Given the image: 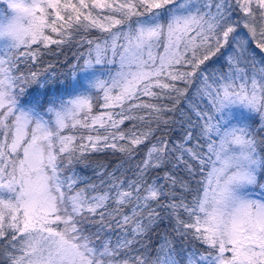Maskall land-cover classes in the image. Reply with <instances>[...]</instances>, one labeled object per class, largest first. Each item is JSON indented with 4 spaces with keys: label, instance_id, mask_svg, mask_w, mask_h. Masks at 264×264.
Returning <instances> with one entry per match:
<instances>
[{
    "label": "snow or ice",
    "instance_id": "1",
    "mask_svg": "<svg viewBox=\"0 0 264 264\" xmlns=\"http://www.w3.org/2000/svg\"><path fill=\"white\" fill-rule=\"evenodd\" d=\"M48 8L55 13V19L50 22L46 19ZM236 8L243 13V26L255 46L264 52V0H91V8L87 0H78V3L38 0L33 9L34 30L24 47L38 42L45 46L63 43L68 30L72 29L94 27L108 32L110 39L103 44L88 41L89 45H94L90 53H95L94 64L99 65L111 51L113 57H118L119 68L110 83L98 79L94 87L104 92L105 108L119 107L120 112L90 115L89 96H78L60 110L50 108L51 120L20 110L17 93L13 91L20 77L12 72L13 57L19 48L0 47V130L3 132L0 138V237L10 233L13 241L18 235L22 237V255L5 253L9 264H179L168 240L157 250L156 258L148 257L143 237L161 219L151 202L176 218L177 225L195 228L193 235L209 246L207 255L201 253L198 260L189 255L186 264H264V202L249 199L244 191L254 186L264 189V183H260L264 176V153L260 151L264 140H257L248 125L221 128L213 123L214 115L198 111L196 115L203 123L189 124L188 129L198 128L202 145L186 147L194 138L191 130L175 145L169 144L166 135L157 137L144 159L133 165L132 178L125 176L128 169L121 171L120 176L115 175L116 170L123 168L122 162L108 173L107 189L90 197L85 191L95 190L97 185L78 190L77 178L65 176V169L61 167L62 160L71 165L74 160L82 159L86 151L108 148L125 154L127 161L132 160L136 146L150 140L159 126L174 123L172 117L165 118V113L176 112V105L187 91L175 82L191 85L195 76L200 75V66L229 44H234V52L226 58L229 71L221 74L228 82L221 85L222 91L221 88L208 91L212 107L219 113L226 105H243L260 114L261 128H264V67L253 71L249 87L248 77L240 67L248 41L235 35L237 24L231 19L230 9ZM92 9H107L109 13L119 14V18L108 15L101 22ZM133 17L137 18L134 27L129 24L123 33L113 31L116 26L128 24ZM46 28L57 33L60 39L46 35ZM121 38L123 44L118 43ZM161 46L163 51L158 52ZM108 63L113 61L108 60ZM85 65L92 67L93 61L85 59ZM184 65L190 66L191 71L183 70ZM257 74L260 80L256 79ZM237 78L245 81L239 85V90ZM202 79L205 88L210 89L207 78ZM113 90H116L115 95ZM141 96L150 100H140ZM164 98L172 101L171 106L153 102ZM130 100L136 102L125 106ZM141 110L147 111V120L135 114ZM81 113H85L83 120L78 118ZM114 115H119L120 119H113ZM9 117H14L11 124L6 123ZM125 120L146 122L149 127L137 133L134 124L127 132L120 131L119 126ZM152 123L157 128H152ZM94 124L105 129V135L87 136L89 144L81 143L77 147L73 144L75 136L61 134L70 125L92 130ZM29 135L31 138L22 144ZM124 140L129 143H118ZM21 149L22 159L16 155ZM174 153H178L175 162ZM185 156L197 164L190 163ZM177 163L185 166L192 179L197 175V166L200 172L207 168V175L196 181L195 187L171 177L168 172L164 173L165 185L157 184L155 179L148 182L152 170L166 164H172L175 169ZM169 183L173 186L179 183L185 192L191 191V203H185L181 197L178 202L163 204L162 197L171 200L176 196L171 188L166 189ZM181 208L190 218H195L193 224L179 219ZM95 216L99 219H90ZM85 222L100 225L97 233L85 235ZM113 226L122 234L115 241L110 237L102 238L103 229L111 230ZM126 226H131L130 232ZM93 235L99 243L93 240ZM136 244L145 251L132 255L138 251L134 248ZM226 251H231L230 258L224 255Z\"/></svg>",
    "mask_w": 264,
    "mask_h": 264
},
{
    "label": "trees",
    "instance_id": "2",
    "mask_svg": "<svg viewBox=\"0 0 264 264\" xmlns=\"http://www.w3.org/2000/svg\"><path fill=\"white\" fill-rule=\"evenodd\" d=\"M63 2V0H61ZM73 3H78V0H72ZM89 7L91 8V0H87ZM180 2V0H178ZM234 2V0H233ZM142 11V9H140ZM207 11V9H203ZM214 10V9H213ZM85 12L88 9L84 10ZM0 12L3 14L6 12V5L4 0H0ZM49 15L47 20L50 22L52 19H55L54 10L51 8L47 9ZM231 19L237 24V31L235 35L237 37H242L248 41L246 45V53L244 60L240 63V67L244 69L248 79L247 84L251 85V77L253 76V71L258 70L264 67V52L258 49L255 46V42L251 39L248 34L247 29L244 28L241 17L243 13L239 11L238 8L230 9ZM92 13L97 17L101 22H103L104 17L108 15H115L116 18H119V14L109 13L107 9H92ZM98 14V15H97ZM164 18H167V13H163ZM136 17H133L128 24H122L116 26L113 31H119L121 33L128 30L129 24L133 27L135 26ZM139 19H143L140 17ZM240 33V34H239ZM45 34L50 36L52 39H60L57 33H52L50 29H45ZM110 39V34L108 32L101 31L98 28L89 27L87 30L82 28L68 30V35L65 37V42L60 44H48L45 46L42 43L31 44L28 47H21L16 50L15 56L13 57V62L15 63L14 74L17 77H20L16 81L17 90V100L22 103V107L26 110H36L43 117L48 120L52 119V113L49 112V109L60 110L62 107L67 106L68 102L72 99H75L78 96H89L90 103L92 105L90 115L99 116L103 113L113 112L119 113V107L105 108L104 107V92L98 88H95L94 85L98 79L105 81L107 83L111 82V77L118 71L119 65L118 57H113L111 51H109L105 58L104 63L95 65V53H90V48H93L94 45H89L88 41H95L96 43L103 44L106 40ZM118 43L123 44L124 41L121 38ZM158 52L163 51L161 46L157 49ZM234 52V44H229L226 48L222 49L219 54L216 56L210 57L199 68L200 75H196L193 79L191 85H186L183 81H176L175 83L181 89H187L184 93V96L180 98V102L176 105V112H166L165 118L172 117L174 123L167 126H159L158 130L153 132L152 138L150 140H145L141 145L136 146V153L132 160L127 161L125 159V154L114 151L110 148L103 151H86L83 153V158L80 160H74L71 165H67L64 161H61V167L65 169V176H75L78 180V183L75 185L76 189H87L88 185L95 184L97 188L95 190L85 191L86 196H93L102 194L108 187L109 181L107 179L108 173L113 172L114 169H117V165H121L123 162V168L116 170L115 175L120 176L121 171L128 169L125 173L127 178H132L133 165L137 161L144 159L145 154L148 148L152 143L155 142L157 137L166 135L170 145H175L180 143L183 139V136L187 134V130H191L193 133V139L188 141L186 147H194L197 144H203V140L197 135L198 128L192 127L188 129V125H198L203 123V121L196 115V112L203 111L209 112L214 115L213 123H217L221 128H227L231 121L223 117L228 115V112L240 113V120L236 119L237 122H244L246 125H249L250 131L254 132L257 140H264V128H261V118L258 112L253 113L249 109L243 113L242 109L237 104L226 105L224 107L223 114L216 113L215 109L212 107L210 98L208 96V91L211 89L221 88V85L227 83L221 74H226L229 71L228 63H226V58ZM22 53H28V55H21ZM33 53L36 54L33 57ZM85 59H91L93 61V66L88 67L85 65ZM108 60H112L113 63H108ZM181 67V66H177ZM89 70V72H87ZM183 70L191 71V67L188 65L183 66ZM93 73L97 75L96 81L91 82L90 85L81 84L79 87L75 84L74 79L78 80L81 78V74ZM32 74H36L33 76ZM202 77L207 78V84L209 88H205L204 80ZM256 79L260 80V76L257 74ZM236 88L239 90V85L245 81L242 79H236ZM155 91H160L159 89H154ZM223 89L221 88V91ZM113 90V95H115ZM215 93H213L214 95ZM175 95V93H173ZM140 100L149 101L150 98L141 96ZM136 101H127V104H133ZM156 103H163L164 105L171 106L172 101L164 98L162 100L153 101ZM2 111V110H0ZM136 115L145 116L146 120L148 114L146 110H141ZM35 116V115H34ZM230 116V115H229ZM238 116V114H237ZM85 113L79 115V119L83 120ZM14 117H9L6 123L11 124ZM106 119V117H105ZM113 119H120L119 115H114ZM91 124V120L88 121ZM137 125L134 129L137 133L140 131H145L149 127L148 123L141 122L139 120H125V122L119 126L120 131H125L132 129L133 125ZM152 128H157L155 123L150 125ZM29 133L31 132L28 130ZM62 135L75 136L77 139L73 141V144L77 147L83 144H89V141L86 139L87 136L92 135L100 136L105 135V129L101 128L99 124L92 125V130L88 128H83L77 125L75 128L69 126V128L62 130ZM3 137V132L0 130V138ZM10 137V134H9ZM31 136H27L26 140ZM119 144H128V140L119 141ZM260 151L264 153V146H261ZM22 150L18 151L16 154L18 158H23ZM63 155V154H62ZM80 153H77L79 156ZM175 155L173 154V161ZM185 159H189L185 156ZM175 162V161H174ZM189 162L192 164H197L196 161ZM168 172L171 177L179 178L180 180L187 181L193 187L196 186V181L201 180L204 176L207 175L208 169H204L203 172H200L199 167L197 166V175L195 179L189 177L185 171V166L181 163H177L175 169H173L172 164H166L165 166L154 169L151 171L148 177V182L151 183L153 179L156 180L157 184L165 185L164 173ZM104 181L101 184V181ZM260 183H264V176L260 178ZM171 188L172 191L176 193V196L171 200L167 197H162L161 202L165 205L171 202H178L181 197H183L185 203H191L193 198V193L191 191L185 192L184 189L178 183L173 186L170 183L166 185V189ZM259 190L264 193V189L259 186L249 187L248 189ZM201 194L203 189H200ZM73 194V193H70ZM7 196V193L4 194ZM249 199H253L248 196ZM151 207L156 208V211L160 213L161 219L150 228L147 234L143 237L145 244L147 245L146 251L149 259H154L157 257V250L165 243V240L171 242L169 247L174 250L179 264H186L187 258L189 255L193 256L194 259H199V255L203 253L207 255L210 251L209 246L197 239L193 233H195V228L185 229L182 225H177L176 218L171 215H168L165 209L157 208L155 202H151ZM179 219L182 221L193 224L195 222L194 217H189L187 213L181 208L179 210ZM92 220H98L99 217H90ZM59 227H63L60 225ZM100 225L93 223H83L84 234L91 235L97 233V229ZM127 230L130 232L131 226H126ZM179 233V234H178ZM121 230L115 226L111 230L104 228L103 232L100 234L102 238H111L113 241L121 235ZM21 236H17L16 240H12L11 233L6 237H0V264H9L7 255L5 253H11L12 255H22L20 251L21 245ZM93 240L96 243H99V240H96V236L93 235ZM11 241V243H9ZM134 248L138 251H134L132 255H138L140 252L145 251L141 249L139 244L134 245ZM228 248H231V245H228ZM213 254L215 250L211 249ZM162 255V254H161ZM225 256L231 257V251H226Z\"/></svg>",
    "mask_w": 264,
    "mask_h": 264
},
{
    "label": "clouds",
    "instance_id": "3",
    "mask_svg": "<svg viewBox=\"0 0 264 264\" xmlns=\"http://www.w3.org/2000/svg\"><path fill=\"white\" fill-rule=\"evenodd\" d=\"M37 3L38 0H6V12L0 14V47L18 49L31 39Z\"/></svg>",
    "mask_w": 264,
    "mask_h": 264
},
{
    "label": "rangeland",
    "instance_id": "4",
    "mask_svg": "<svg viewBox=\"0 0 264 264\" xmlns=\"http://www.w3.org/2000/svg\"><path fill=\"white\" fill-rule=\"evenodd\" d=\"M4 2H5V5H6V0H4ZM7 7V6H6ZM0 14H2L1 12H0ZM240 34V33H239ZM15 64V63H14ZM14 70H15V67L13 68V70H12V72H13V75L15 76V74H14ZM87 72H89V70H87ZM96 77H97V75H95V74H93V73H89V74H85V73H82L81 74V78L78 80L77 78H75L74 79V82H75V84L76 85H78L79 87L81 86V84H85L86 86L87 85H90V83L92 82H94V81H96ZM100 80V79H99ZM16 84V83H15ZM17 88H16V85L14 86V88H13V91L15 92V93H17ZM238 106H239V104H237ZM17 106H18V108L20 109V110H22V111H25V112H29L31 115H35V116H39V117H42V118H44V119H47V118H45V117H43L38 111H36V110H29V111H26L23 107H22V103L19 101V100H17ZM240 108L242 109V112L243 113H245L248 109L247 108H245L243 105H240ZM223 110H224V108H223ZM220 114H223L224 113V111H220L219 112ZM228 115H224L223 114V117L224 118H226L227 120H230L231 121V124L227 127V128H230V127H233V126H235V127H242V126H245L246 124L242 121V122H237V120L236 119H238V120H240V113L238 112V113H236V112H228L227 113ZM237 114H238V116H237ZM230 115V116H229ZM48 120V119H47ZM249 126V125H248ZM28 130H30L31 131V126L29 127V129ZM250 130V129H249ZM11 135V134H10ZM27 137V136H26ZM26 137H25V140L22 142V144L23 143H26L30 138H28L27 140H26ZM22 150V149H21ZM22 154H23V151L21 152ZM246 193H247V195L248 196H250L251 198H253V200H257V201H260V202H264V193L262 192V191H259V190H253V189H245L244 190ZM249 198V197H248Z\"/></svg>",
    "mask_w": 264,
    "mask_h": 264
}]
</instances>
